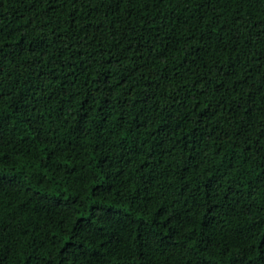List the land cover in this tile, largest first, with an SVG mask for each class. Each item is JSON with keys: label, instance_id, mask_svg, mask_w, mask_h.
<instances>
[{"label": "trees", "instance_id": "trees-1", "mask_svg": "<svg viewBox=\"0 0 264 264\" xmlns=\"http://www.w3.org/2000/svg\"><path fill=\"white\" fill-rule=\"evenodd\" d=\"M0 264H264V0H0Z\"/></svg>", "mask_w": 264, "mask_h": 264}]
</instances>
